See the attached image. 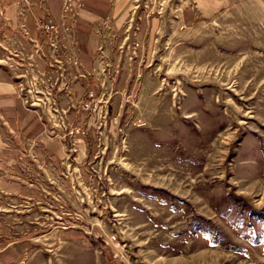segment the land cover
Returning <instances> with one entry per match:
<instances>
[{
  "label": "rangeland",
  "instance_id": "obj_1",
  "mask_svg": "<svg viewBox=\"0 0 264 264\" xmlns=\"http://www.w3.org/2000/svg\"><path fill=\"white\" fill-rule=\"evenodd\" d=\"M128 3L96 27L121 69L101 138L0 165V264H264V0ZM32 9L0 11V66Z\"/></svg>",
  "mask_w": 264,
  "mask_h": 264
},
{
  "label": "built area",
  "instance_id": "obj_2",
  "mask_svg": "<svg viewBox=\"0 0 264 264\" xmlns=\"http://www.w3.org/2000/svg\"><path fill=\"white\" fill-rule=\"evenodd\" d=\"M83 13L80 0H62L58 21L36 19L35 28L39 32L36 38L29 37L25 22H18V30L27 42L8 50L2 59L4 67L12 72L23 107L37 116L43 126V138L60 143L65 161L82 144L86 149L90 128L95 127L97 139L101 138L99 129L106 126L110 109V96L105 101L103 97L108 81L113 85L112 76L121 74L119 65L114 67L107 61L101 45L96 50L94 69L89 70L83 64L74 35ZM96 25L105 26L101 22ZM137 45L135 41L133 48ZM90 80H96L97 88H93ZM77 87L81 96L76 93ZM81 113L85 114L80 120Z\"/></svg>",
  "mask_w": 264,
  "mask_h": 264
},
{
  "label": "crops",
  "instance_id": "obj_3",
  "mask_svg": "<svg viewBox=\"0 0 264 264\" xmlns=\"http://www.w3.org/2000/svg\"><path fill=\"white\" fill-rule=\"evenodd\" d=\"M129 1L84 0L85 12L74 28V35L78 41L80 58L87 69H94L96 50L103 41L96 24L101 22L106 26V24L110 25L111 21L117 22V12L128 9L126 7ZM193 1L202 15H212L221 0ZM14 3L15 0H0V11L12 24L16 23L13 12ZM33 6V11L31 10L23 18L31 33L34 32L36 19L58 21L60 0H33ZM90 83L93 88H97L96 80H90ZM37 128L39 132L35 134ZM42 130L43 126L37 116L27 111L17 97L16 84L10 72L0 66V165L7 167L6 165L20 163L27 158L33 165L39 166L40 161L62 159L64 155L56 150L57 147L55 148L57 141L50 142L43 136L41 142H37L40 140L37 138L39 134L42 135ZM2 178L0 177L1 181L3 180L2 186L5 187L9 184L16 188V183L8 181L6 176Z\"/></svg>",
  "mask_w": 264,
  "mask_h": 264
}]
</instances>
